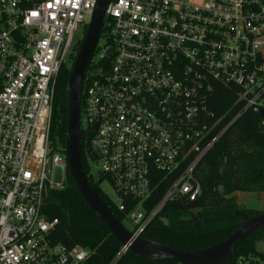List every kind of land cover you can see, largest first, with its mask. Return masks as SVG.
Returning <instances> with one entry per match:
<instances>
[{
	"label": "built area",
	"instance_id": "2783aa9c",
	"mask_svg": "<svg viewBox=\"0 0 264 264\" xmlns=\"http://www.w3.org/2000/svg\"><path fill=\"white\" fill-rule=\"evenodd\" d=\"M95 3L0 0V264L88 258L51 240L56 221L42 210L67 170L49 146L56 78ZM102 29L109 44L99 38L90 63L109 62L87 72L80 93L89 176L111 187L120 223L141 238L168 205L199 197L196 168L227 127L215 132L227 115L213 111L216 95L233 96L234 119L264 110V0H111Z\"/></svg>",
	"mask_w": 264,
	"mask_h": 264
},
{
	"label": "trees",
	"instance_id": "16d2710c",
	"mask_svg": "<svg viewBox=\"0 0 264 264\" xmlns=\"http://www.w3.org/2000/svg\"><path fill=\"white\" fill-rule=\"evenodd\" d=\"M106 29L101 30L100 40L109 44L105 38ZM78 41L69 56V65L62 66L56 78L49 132L51 149L64 153L66 128L65 87L71 65L79 47ZM96 52V48L94 53ZM105 58L101 64L89 63L87 71L108 63ZM95 65V66H94ZM234 98L229 92L216 95L213 111L217 116L227 114L215 129L223 133L209 152L200 160L196 177L201 186L199 197L193 202H175L168 205L162 216L168 225L155 220L141 235L149 241H157L184 251H199L226 240L242 223L236 217V211H242L247 218L259 215L262 211L242 210L236 204L234 194L225 197L221 192L219 167L226 154L236 158L232 182L236 192L264 194V126L260 117L248 110L234 119L237 108H230ZM88 139L85 133L80 135V160L82 170L95 192L112 211L119 222L124 220L114 203L100 190V182H93L88 169ZM162 190L158 192L161 195ZM43 215L49 221H56L51 231V240L66 247L80 246L89 255L84 264H110L120 249L119 243L109 234L95 214L87 207L75 189L66 170L61 188L46 191L43 195ZM157 199V195L156 198ZM264 240V228L238 245L231 254L229 264L238 259L264 260V255L256 249L258 242ZM116 264H177L169 260H142L126 252Z\"/></svg>",
	"mask_w": 264,
	"mask_h": 264
},
{
	"label": "water",
	"instance_id": "95a60500",
	"mask_svg": "<svg viewBox=\"0 0 264 264\" xmlns=\"http://www.w3.org/2000/svg\"><path fill=\"white\" fill-rule=\"evenodd\" d=\"M111 0H96L90 22L85 28L70 68L65 87L66 128L64 140V157L66 169L75 189L87 207L95 214L100 223L109 234L124 247L126 251L142 260H169L177 264H229L233 250L250 238L253 234L264 228V212L252 218H247L242 211L234 215L240 217L243 223L224 241L199 251H184L165 245L157 241L143 238H134L116 219L112 211L105 205L95 192L87 176L82 170L80 160V93L87 67L93 56L98 39L101 35L104 12ZM110 48L105 55L109 54ZM264 122V110H253ZM236 158L227 153L223 164L218 169L221 192L225 197L233 195L236 187L232 182ZM62 181L61 171H56L54 183ZM160 222L167 226V220L161 218Z\"/></svg>",
	"mask_w": 264,
	"mask_h": 264
},
{
	"label": "rangeland",
	"instance_id": "374dc122",
	"mask_svg": "<svg viewBox=\"0 0 264 264\" xmlns=\"http://www.w3.org/2000/svg\"><path fill=\"white\" fill-rule=\"evenodd\" d=\"M83 34L80 31L75 32L73 35L74 41L80 40L82 38ZM98 42V46H99ZM66 65H69V63H66ZM80 122L82 126H84V118L83 116L80 115ZM88 166L89 163L87 162ZM92 173H93V179H95L94 173L95 169L92 168ZM101 192L112 202L115 204L118 202V197L115 195L111 187L103 182L99 186ZM234 196L236 197V204L237 206L242 209V210H250V211H262L264 212V194L261 195H256L253 193H241V192H235ZM125 228H130L129 225H124ZM256 249L259 253L264 255V240L261 242H258L256 245Z\"/></svg>",
	"mask_w": 264,
	"mask_h": 264
},
{
	"label": "crops",
	"instance_id": "0c3cea01",
	"mask_svg": "<svg viewBox=\"0 0 264 264\" xmlns=\"http://www.w3.org/2000/svg\"><path fill=\"white\" fill-rule=\"evenodd\" d=\"M235 199H236V197H235Z\"/></svg>",
	"mask_w": 264,
	"mask_h": 264
},
{
	"label": "flooded vegetation",
	"instance_id": "af4514ba",
	"mask_svg": "<svg viewBox=\"0 0 264 264\" xmlns=\"http://www.w3.org/2000/svg\"><path fill=\"white\" fill-rule=\"evenodd\" d=\"M86 74H87V72H86Z\"/></svg>",
	"mask_w": 264,
	"mask_h": 264
}]
</instances>
